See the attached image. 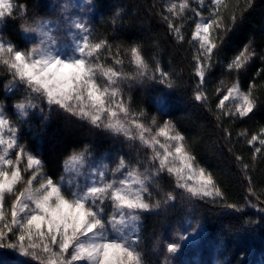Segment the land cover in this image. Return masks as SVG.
I'll return each mask as SVG.
<instances>
[{
    "label": "trees",
    "instance_id": "trees-1",
    "mask_svg": "<svg viewBox=\"0 0 264 264\" xmlns=\"http://www.w3.org/2000/svg\"><path fill=\"white\" fill-rule=\"evenodd\" d=\"M13 1L18 8L6 20L2 36L23 49L29 44L22 26L56 19L58 11L48 0ZM181 3L187 4L182 12ZM172 4L177 5L176 15L167 10ZM90 9V39L106 42L93 60L127 77L120 79L119 87L130 113H143L138 119L151 129L171 123L220 192L212 198L188 200L177 197L167 175L158 176L159 186L176 199L142 216L137 250L143 264H165L159 250L161 235L179 224L189 207L215 243L222 264H255L256 256L264 254V146L259 144L264 138V0H222L219 5L213 0H203V5L201 0H91ZM202 18H216L220 27L213 24L210 29L216 48L206 61L205 81L200 84L197 57L201 61L204 57L193 36ZM169 21L180 29L179 34ZM132 47L140 50L152 72L159 66L169 74L171 87L159 80L133 78L137 66ZM241 53L244 66L229 69ZM11 83L10 73L0 67V105L18 128L19 143L42 161L43 172L54 181L62 178L64 163L74 154L89 153L117 164L121 158L125 162L146 159L147 152L140 145L135 148L125 138L63 110L50 111L43 104L30 116L21 117L15 105L24 101L26 89L10 90ZM235 84L255 102L248 116L228 115L227 109L218 107ZM198 91L206 99L196 101ZM253 135L258 140L250 144Z\"/></svg>",
    "mask_w": 264,
    "mask_h": 264
},
{
    "label": "snow or ice",
    "instance_id": "snow-or-ice-1",
    "mask_svg": "<svg viewBox=\"0 0 264 264\" xmlns=\"http://www.w3.org/2000/svg\"><path fill=\"white\" fill-rule=\"evenodd\" d=\"M213 2L219 4L220 0ZM201 4L203 5V0ZM185 7L187 4L181 3L180 11ZM176 8L177 5L172 4L167 10L176 15ZM12 14L13 4L10 0H0V20ZM165 19L169 20L168 17ZM213 24L220 27L216 18L210 21L202 18L196 24L193 36L199 41L201 56L204 57L203 61L197 57L196 75L200 84L205 81V68L208 66L206 61L210 60L213 49L216 48V44L210 40ZM71 27L76 32L68 51L57 35L50 34L47 25L42 23L25 24L22 27L23 34L31 40L30 47L26 45L22 49L0 40V65L11 73L10 90L19 84L28 93L36 94L35 97L25 96L24 101L17 103V113L26 118L30 110L40 103H46L50 111L63 110L113 135H123L129 140L139 139L143 146L152 149L151 164L155 165L158 161V167H154L150 174L147 170L146 173H140L132 169L125 173L127 165L121 158L111 181L107 179L106 166L105 170L96 169L95 172L91 171L90 166L87 183L70 180L65 184L63 178L61 182H56L51 177L45 178L41 172L42 161L28 153L19 143L16 124L0 109V248L17 250L21 256L39 260L40 264H143L141 252L137 250L138 238L134 239L133 234L137 231L140 213L160 207L159 201L152 204L145 199V193L151 196L149 185L156 176L163 171L174 175L176 188L182 189L192 198L209 197L213 192L219 196L220 192L215 188L213 177L205 169L196 166L195 157L185 144V137L171 123L165 122L153 135L152 129L138 119L143 113H130L119 87L120 79L127 77L94 63V55L106 42L93 43L87 26L80 21L73 22ZM169 27L179 34L180 29L171 21ZM131 56L137 66L134 79L140 82L159 80L171 87L169 74L159 66L152 72L137 47L131 48ZM243 56V53L237 56L229 69L242 68ZM116 63L120 61L117 60ZM98 71L106 78L105 84L97 81ZM234 94L240 102L226 114L240 117L251 114L255 102L250 98V93H241L237 85L228 89L218 107L223 111L225 101L234 97ZM204 99L206 97L198 91L195 100ZM159 104H164L163 98L159 100ZM40 111L43 112L44 109L40 108ZM133 128L137 130L135 134L132 132ZM158 137H164L166 143H161ZM257 140L258 136L253 135L249 143ZM259 144L264 146V138L259 139ZM157 145L163 152L157 150ZM255 151L260 152L261 148H256ZM13 155L15 159L12 158ZM25 157V170L30 171L27 179L22 176L20 168ZM175 160H179V167L172 163ZM85 163L84 153L74 154L65 162V173L72 172L78 176ZM116 173L120 175L117 176ZM193 174L198 177L196 186L187 183ZM22 182L23 190L17 192L16 185ZM34 182L38 186H34ZM7 195L14 197L8 210L10 220H6ZM175 199V195L169 192L164 202ZM106 201L112 207V214L107 218L104 208ZM180 239L187 240L188 237L181 236ZM179 248L178 243L171 242L166 251L175 254ZM26 264L29 262L26 261Z\"/></svg>",
    "mask_w": 264,
    "mask_h": 264
},
{
    "label": "rangeland",
    "instance_id": "rangeland-1",
    "mask_svg": "<svg viewBox=\"0 0 264 264\" xmlns=\"http://www.w3.org/2000/svg\"><path fill=\"white\" fill-rule=\"evenodd\" d=\"M51 2V4L57 8L58 16L56 19H45L40 20L34 23H27V24H44L47 25V29L50 30V34H56L57 38L61 41V43L65 46V50L68 51V46L72 43L73 36L76 32V30L71 27L72 23L75 21H80L83 24L87 26V31L90 34L91 28H90V16L92 14L90 9V2L91 0H48ZM10 2L13 4V14L17 11V6L14 3L13 0H10ZM222 0H220V3ZM219 3V4H220ZM215 4V5H219ZM11 16H6L4 19L0 20V40H3L5 43H9L6 39L2 36V29L4 28V24L8 18ZM23 27V26H22ZM83 35V33H81ZM26 40L28 41L29 47L31 46V40L29 36H26L24 34ZM39 39V37H37ZM197 40V39H196ZM198 41V40H197ZM199 42V41H198ZM95 63V62H94ZM1 68H5L4 66L0 65ZM102 67V66H101ZM104 68V67H102ZM6 69V68H5ZM106 69V68H104ZM7 70V69H6ZM8 71V70H7ZM9 72V71H8ZM10 73V72H9ZM11 75V73H10ZM12 77V76H11ZM96 79L99 83L105 84L106 78L101 74L100 71L97 72ZM238 86L239 90L243 94H247L244 92L238 84H235ZM23 85H15L14 87H19ZM24 87V86H23ZM231 88V87H230ZM228 91V90H227ZM25 94L31 97H35L36 94L34 93H28V90L26 89ZM227 94V92L225 93ZM240 101L234 97H230L229 100L225 101V109L228 111L231 109H234L235 105L238 104ZM43 104L47 105L46 103H40L35 109H32L29 111V115L35 110L38 109V107H41ZM0 109L4 111V114L6 115V112L4 110V107L0 105ZM7 116V115H6ZM105 119H107L105 117ZM159 130V127H156L152 129V134L154 135ZM136 129L133 128L132 132L135 134ZM111 133V132H110ZM18 135V134H17ZM147 135V134H146ZM123 138H125L123 135H118ZM126 139V138H125ZM161 143H166L164 137H158ZM128 140L133 147L140 145L142 149L145 151L146 159L143 158V160H139L138 162H125L127 165V168L124 170L125 173L128 171V169H132L134 171H138L140 173H147L150 174L154 167H158V161L155 165L151 164L152 157H153V151L152 149L145 147L141 144L139 139L135 140ZM137 148V147H135ZM148 149V150H147ZM157 150L160 152H163V149H160L157 145ZM87 163H85L84 167L80 169V175L76 176L74 173L69 172L65 173L62 178L64 179L65 184H67L68 181H79L80 183H87L88 182V171L91 166V171L95 172L96 169L105 170V166L108 172L107 179L111 181L113 179V172L119 165L116 161L111 160H102L97 159V157L89 154L84 153ZM13 159H15L14 155L12 156ZM146 160V161H144ZM69 161V160H68ZM136 161V160H135ZM172 163L179 167L180 163L179 160L172 161ZM196 166L200 168L197 164ZM20 168L22 172V176L27 179L30 175V171H26L27 168V160L26 157L21 161ZM64 169H65V163H64ZM43 177L47 178L45 173L43 172V168L41 170ZM117 176H119V173H116ZM167 175V177L170 179V181L174 182V189L179 194V196H184L188 200H192L195 198L190 197L186 192H184L182 189L176 188V177L174 175H169L167 171H163L159 174V176ZM124 178H127L126 176ZM198 177L197 175L193 174L191 180H187V183L192 186H196ZM57 182H61V179ZM131 183V181H129ZM160 182H158V176H156L149 185V191L151 193V196L149 197L147 193H145V199L155 204L157 201L160 202V207L162 208L165 205V199L167 194L163 191L161 186H159ZM34 186H38L37 182H34ZM24 184L23 182L16 185V191L23 190ZM135 185L133 186V190H135ZM215 196V192H213L212 196L209 197H203V198H212ZM14 197L12 195H7L5 200V211H6V220H10V215H8V210L10 209V205L13 202ZM169 203V202H168ZM166 203V205H168ZM105 208V217H109L112 214V207L110 206V202H105L104 205ZM159 209V208H158ZM157 209H153L151 211H145L140 213V219L138 221V227L135 234H133V238L136 239L140 237L139 232L141 228L142 223V216L145 213L152 212ZM181 236H187V240H181ZM112 238V237H110ZM118 238V237H117ZM171 242L178 243L180 245L179 251L175 254H169L166 251L167 245ZM159 250L160 254L162 255V259L164 260L165 264H222L219 256L218 249L215 245V243L208 237V233H206L203 223L200 219L196 216V214L190 209V207L187 210V213L185 214V217L182 221H179V224L177 223L176 226L170 230L167 234L163 233L161 235V240L159 242ZM260 254V253H259ZM257 255L258 259L255 261V264H264V254ZM26 261L29 262V264H40L39 260H32L30 257H24L19 254L17 250L9 249L7 247L0 248V264H26Z\"/></svg>",
    "mask_w": 264,
    "mask_h": 264
}]
</instances>
